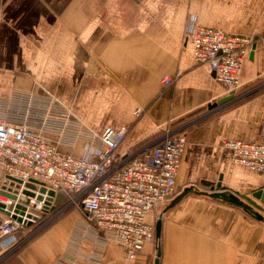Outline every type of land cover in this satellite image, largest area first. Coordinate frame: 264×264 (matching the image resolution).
Instances as JSON below:
<instances>
[{
    "label": "crops",
    "instance_id": "crops-1",
    "mask_svg": "<svg viewBox=\"0 0 264 264\" xmlns=\"http://www.w3.org/2000/svg\"><path fill=\"white\" fill-rule=\"evenodd\" d=\"M196 23L254 37L242 84L264 71V0H0V96L13 88L42 93L47 87L69 105L81 80L97 100L84 116L75 112L78 117L99 131L109 124L127 126L121 152L150 144L158 137L155 130L194 110H210L209 104L231 90L207 63L194 60L187 32ZM165 74L175 76L167 86ZM95 87L99 90L92 92ZM136 102L149 103L138 119L132 112ZM230 103L215 109H223L218 114L207 112L211 116L203 126L186 131L178 189L194 184L209 190L206 180L223 175L226 191L252 196L264 216V202L252 195L253 189L264 190V176L236 162L232 150L220 144L225 138L263 137L264 93L237 107ZM63 149L82 153L80 142ZM154 215L151 211L149 219ZM86 236L88 246L94 241L90 248L72 245L54 260L40 250L43 261L154 263L158 238L126 258L116 241ZM160 239L161 264H264V217L206 194L189 193L165 211Z\"/></svg>",
    "mask_w": 264,
    "mask_h": 264
},
{
    "label": "built area",
    "instance_id": "built-area-1",
    "mask_svg": "<svg viewBox=\"0 0 264 264\" xmlns=\"http://www.w3.org/2000/svg\"><path fill=\"white\" fill-rule=\"evenodd\" d=\"M187 38L194 60L207 63L221 83L236 90L243 64L253 52L254 37L196 23ZM174 80L169 74L162 77L167 85ZM0 101V202L7 209L13 205L9 214L0 209L4 214L0 215V261L22 241L25 227L63 205L79 208L96 237L119 243L126 258L135 257L155 240V223L148 214L179 191L177 176L187 145L182 126H166L150 144L121 152L127 126L109 124L96 130L74 117L56 95L15 89ZM141 111L139 106L134 109L137 115ZM79 142L82 153L63 149ZM220 144L232 150L236 162L264 176V135L254 141L225 138ZM41 186L63 192L64 198L56 203L54 195L40 191ZM25 188L34 194H26Z\"/></svg>",
    "mask_w": 264,
    "mask_h": 264
},
{
    "label": "rangeland",
    "instance_id": "rangeland-1",
    "mask_svg": "<svg viewBox=\"0 0 264 264\" xmlns=\"http://www.w3.org/2000/svg\"><path fill=\"white\" fill-rule=\"evenodd\" d=\"M113 80H115V78H113ZM81 84L82 81L79 80V82L75 86V94L72 100H70L69 105L64 102L70 108L72 115L78 119H81V117H78L75 112L79 113V115L81 114L84 116L83 112L85 111V109H87L88 106L92 105V103H94V100H97V97L93 99L94 96H90L89 91H85V89L81 87ZM163 85L167 86V84L164 83ZM15 89L16 88H13L12 91L6 96H0V99L10 96V94ZM112 89L114 92V87ZM90 90L92 92H95L99 90V87L91 88ZM124 90L129 93L126 88H124ZM261 92L264 93V71L258 74L256 78L245 84H242L240 77V85L235 90V94L231 98V103L228 107H237L249 99H253L255 97L257 98L259 94H261ZM42 94L49 95L51 98L53 95L59 97L55 92L49 90L47 87H44V91L42 92ZM147 105L136 102L132 107L134 117L137 119L140 118L146 112ZM137 106L141 107L142 109V111L138 115L134 113V109ZM222 110H209L208 107L194 110L190 114L178 118L175 121L167 122L165 125L155 130L153 134L154 136H159L163 133L166 126L170 128L182 126L185 131L193 129L194 127L196 128L197 126H203L206 122H209L208 118L211 116L209 115L210 113L206 115L207 112L218 114ZM81 120L84 121L83 119ZM86 124L96 129L90 124ZM152 136L153 135H150V138ZM198 188L200 189V187ZM165 204H161L156 210H154L155 215L153 219L155 222L156 219L161 215L162 209L164 208ZM87 234H90L91 237L96 236L95 231L88 227V225L84 222L83 212L79 208H76L74 206H60L52 213L43 215L41 217V220L35 225H32L29 228L25 227L23 229V236L21 237L22 241L13 246L4 254V257L0 261V264H46L47 261H43L41 257L42 253H40V250L52 253L51 259L54 260L55 257L59 254H65L66 251H68L69 248L72 247V245H78L80 247L83 245V248H90V245L94 243V241L91 242L90 240H88L90 241L88 242L90 244L88 246V244H86V242L84 241L86 237H88L86 236ZM156 241L157 239L155 238L154 243Z\"/></svg>",
    "mask_w": 264,
    "mask_h": 264
},
{
    "label": "water",
    "instance_id": "water-1",
    "mask_svg": "<svg viewBox=\"0 0 264 264\" xmlns=\"http://www.w3.org/2000/svg\"><path fill=\"white\" fill-rule=\"evenodd\" d=\"M213 73L215 74L214 71H213ZM234 94H235V89H231L228 95H226V96L220 98L219 100L209 104V108L212 109V108H215L217 106H223L224 104L231 101V98L234 96ZM2 175H3V171L0 169V176H2ZM222 178H223V175H220L219 179L216 182L206 180L205 183L208 184L209 190L199 189L194 184L185 186L181 191H179L170 200L169 203H167L164 206L161 215L156 219V222H155V233H156L157 238L159 239V242L157 245L156 256L154 258L153 264H161L162 244H161L160 238H161L162 221H163L164 212L167 211L168 209H170L171 207H173L174 205H176L185 195H187L189 193L206 194L212 198L220 199V200H223L225 202L241 206L244 211L253 214L258 219H263V217H264L263 214L260 213V211L258 210L261 208L260 204L252 196H249L247 194H245V195H243V197H241V195L238 191H226L227 188L225 185H223ZM26 185H29V183H26ZM16 186L17 187L19 186L18 182H17ZM33 187L37 188L36 185H33ZM40 191L41 192L48 191L49 197L54 195L56 203L64 198L63 192H61V191L55 192L52 189L47 190L45 186H41ZM23 192H25L26 194H31V195L34 194V191L27 189V188L23 189ZM252 195L255 197H260L261 200L264 202V190L263 189H261V188L256 189V190L253 189ZM38 197H41V195H39ZM22 200L28 201V197L23 196ZM16 206L22 207L23 210L26 208V206L22 205V204H16ZM4 207H5V205L0 202V209L4 210L5 213L9 214L11 209L13 208V205H10L8 207V209L4 208ZM253 207H255L257 209H254ZM13 215H15V214H13ZM18 219L22 220L21 216H18Z\"/></svg>",
    "mask_w": 264,
    "mask_h": 264
},
{
    "label": "bare ground",
    "instance_id": "bare-ground-1",
    "mask_svg": "<svg viewBox=\"0 0 264 264\" xmlns=\"http://www.w3.org/2000/svg\"><path fill=\"white\" fill-rule=\"evenodd\" d=\"M23 212V210H21ZM158 242H159V239H158Z\"/></svg>",
    "mask_w": 264,
    "mask_h": 264
},
{
    "label": "trees",
    "instance_id": "trees-1",
    "mask_svg": "<svg viewBox=\"0 0 264 264\" xmlns=\"http://www.w3.org/2000/svg\"><path fill=\"white\" fill-rule=\"evenodd\" d=\"M154 223H155V221H154ZM156 234V233H155ZM156 238H157V236H156Z\"/></svg>",
    "mask_w": 264,
    "mask_h": 264
}]
</instances>
